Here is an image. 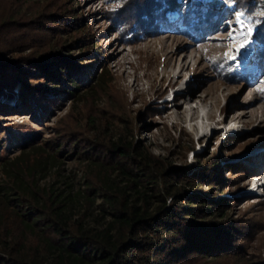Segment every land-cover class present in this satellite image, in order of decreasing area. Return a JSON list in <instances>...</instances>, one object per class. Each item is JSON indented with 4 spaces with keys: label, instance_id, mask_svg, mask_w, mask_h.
<instances>
[{
    "label": "rangeland",
    "instance_id": "obj_1",
    "mask_svg": "<svg viewBox=\"0 0 264 264\" xmlns=\"http://www.w3.org/2000/svg\"><path fill=\"white\" fill-rule=\"evenodd\" d=\"M178 1L181 8H166L157 32L140 28L131 36L114 16L120 0H0V63L11 72L10 77L0 73V187L10 180L6 167L12 159L23 154L33 160L45 149L50 154L41 152L37 183L79 194L95 171L88 158L105 162L98 147L125 135L187 173L207 169L210 177L177 183L202 197L194 205L206 197L227 198L219 204L225 216L217 220L242 225L234 233L235 241L242 240L239 256L202 257V264H264V92L259 91L264 89V57L259 63L256 53L262 47L256 39L260 24L246 74L236 68L238 61L225 56H236L229 51V31L243 30L235 14H244L245 25L248 17L256 25L262 16L254 13L264 12V2L237 4L235 10L234 0H224L230 7ZM195 6L202 18L206 10L213 11L203 21L207 24L195 29L181 25L182 9ZM190 15L191 23L200 17L196 11ZM72 16H77L75 24ZM52 54L68 59L71 76L41 78L45 92L22 96L21 79H33L23 71L35 75L39 69L34 63H51ZM73 85L75 89L67 88ZM62 143L67 151L55 153ZM85 148L88 154L81 153ZM99 202L98 197L94 206Z\"/></svg>",
    "mask_w": 264,
    "mask_h": 264
},
{
    "label": "trees",
    "instance_id": "obj_2",
    "mask_svg": "<svg viewBox=\"0 0 264 264\" xmlns=\"http://www.w3.org/2000/svg\"><path fill=\"white\" fill-rule=\"evenodd\" d=\"M257 1L264 2L234 0L233 7L237 10V4L252 6ZM166 8L180 9V1L120 0L113 12L116 22L135 36L140 28L143 33L157 32L160 21H165ZM192 11L200 15L193 23ZM212 13L206 10L203 19L197 6L182 9L181 25L203 28L207 24L203 21ZM76 20L77 16L71 17L73 24ZM259 21L256 39L262 47L256 53L260 63L264 57V16ZM50 56L51 63L34 59L39 69L35 75L23 71L35 79H21L22 96L45 92L42 79L71 76L68 59ZM7 65L0 63V73L10 77ZM21 71L15 72L21 75ZM67 88L75 89V85ZM64 144H59L55 153L67 151ZM99 147L98 154L105 162L88 158L95 171L87 176L79 194L37 183L34 176L45 149L33 160L21 154L9 162L10 166L6 164L10 180L0 187V264H202V257L239 256L237 247L242 240L235 241L234 233H240L242 225L217 220L225 216L219 204L227 198L216 201L206 197L194 205L191 202L202 197L177 185L180 178L191 184L190 177H210L207 169L187 173L152 154L145 143L130 141L125 135ZM88 149L81 153L88 154ZM49 154L46 151L45 156ZM98 197L100 202L94 206ZM243 238L244 234L239 236Z\"/></svg>",
    "mask_w": 264,
    "mask_h": 264
},
{
    "label": "snow or ice",
    "instance_id": "obj_3",
    "mask_svg": "<svg viewBox=\"0 0 264 264\" xmlns=\"http://www.w3.org/2000/svg\"><path fill=\"white\" fill-rule=\"evenodd\" d=\"M193 0H184V3H192ZM202 2H206V0H202ZM244 14L242 12H237L235 14L236 21L238 24H240L241 28L243 29L239 33H235L234 31H229L228 33V40L230 42V49L229 51L234 50L236 53H241L242 50L244 49H249L253 44V34L255 32L256 26H258L261 21H256V25H253L251 23V17H248L249 23L247 25L244 24V22L241 20V17ZM256 16H264V12H257L254 13ZM237 36H239L240 42L236 43ZM225 56L229 60H235L237 57L234 55H229L228 52L225 53ZM259 91L264 92V89H260Z\"/></svg>",
    "mask_w": 264,
    "mask_h": 264
},
{
    "label": "bare ground",
    "instance_id": "obj_4",
    "mask_svg": "<svg viewBox=\"0 0 264 264\" xmlns=\"http://www.w3.org/2000/svg\"><path fill=\"white\" fill-rule=\"evenodd\" d=\"M220 1H222V0H209V3H211L212 6H214L216 3L220 2ZM202 4H207L210 7V5L208 4L207 1L206 2H203ZM224 4H226V3H224ZM254 34H255V32H254ZM254 34H253V40H254ZM239 42H240V40H239ZM254 44H253V49L251 51L252 54H250L249 59H248L247 52L244 51V50H247V49H244V50H242L241 53H238L239 56L242 55L244 58H242L241 60H239L240 57L238 55H236L237 58L234 60V61H238L239 62V64H236L235 66L239 70V72H241L243 74H246V72L248 71V66L247 65H248V63H249V61L251 59V55H253V51L255 50V48H254L255 45ZM247 60H248V62H247Z\"/></svg>",
    "mask_w": 264,
    "mask_h": 264
}]
</instances>
